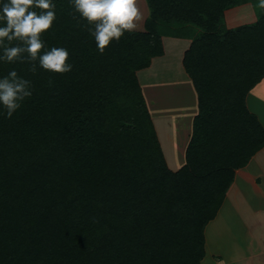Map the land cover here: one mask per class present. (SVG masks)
Returning <instances> with one entry per match:
<instances>
[{
	"label": "trees",
	"instance_id": "trees-1",
	"mask_svg": "<svg viewBox=\"0 0 264 264\" xmlns=\"http://www.w3.org/2000/svg\"><path fill=\"white\" fill-rule=\"evenodd\" d=\"M247 2L256 19L227 27L225 10ZM52 3L42 51L67 49L72 70L37 62L33 74L0 60V77L15 70L32 92L10 119L0 106V264H201L204 228L235 169L264 146L245 100L264 77V9L258 0H146L142 28L100 54L71 0ZM163 36L190 39L182 65L197 95L176 170L137 76L164 53Z\"/></svg>",
	"mask_w": 264,
	"mask_h": 264
},
{
	"label": "crops",
	"instance_id": "crops-1",
	"mask_svg": "<svg viewBox=\"0 0 264 264\" xmlns=\"http://www.w3.org/2000/svg\"><path fill=\"white\" fill-rule=\"evenodd\" d=\"M235 19L226 15L227 27L241 24L235 23L233 21ZM255 19L256 15H253L250 22ZM162 42L164 53L153 57L148 67L137 71V76L166 163L170 169L176 170L185 160V149L192 131V119L197 112V95L182 65V56L190 44V39L163 36ZM170 48L174 51L170 53L171 56L167 51ZM175 53L177 58L172 56ZM174 60H176L177 74L171 73L168 78L165 77L162 80L167 81L170 86L177 81H183L184 84L182 83L181 86L182 88L184 86L183 90L189 89L193 93L191 98L194 104L193 112L188 120L185 117L182 122L177 117V113L160 110L156 98L151 97L152 100L148 102L146 95L153 93L149 92V88L152 90L150 87L152 83L148 84L140 79L142 72L155 70V63L158 62L169 69ZM245 100L248 109L264 126V77L247 92ZM179 152H182L184 159L179 158ZM262 202L264 204V146L257 150L244 166L235 169L234 178L216 216L204 228L205 254L201 264H264V207H262L264 205Z\"/></svg>",
	"mask_w": 264,
	"mask_h": 264
},
{
	"label": "clouds",
	"instance_id": "clouds-1",
	"mask_svg": "<svg viewBox=\"0 0 264 264\" xmlns=\"http://www.w3.org/2000/svg\"><path fill=\"white\" fill-rule=\"evenodd\" d=\"M140 3L141 0H71L75 11L91 25L88 31L100 54L113 40L119 41L125 32L142 27L145 17ZM256 7L264 9V0H258ZM55 19L52 0H2L0 21L4 26H0V49L3 50L0 60L28 63L33 74L37 72V62L45 71L59 74L71 71L67 49L52 47L42 51L45 45L41 36ZM13 41L18 43L10 46ZM31 95V82L15 70L0 77V106L5 109L6 118L10 119Z\"/></svg>",
	"mask_w": 264,
	"mask_h": 264
},
{
	"label": "rangeland",
	"instance_id": "rangeland-1",
	"mask_svg": "<svg viewBox=\"0 0 264 264\" xmlns=\"http://www.w3.org/2000/svg\"><path fill=\"white\" fill-rule=\"evenodd\" d=\"M140 8L144 14V17L147 16L148 13L146 12L148 8H147L146 0H141ZM226 15L227 17L230 16L234 19L236 18L235 20H233L235 21V23L239 22L243 24L250 22L252 16L256 14L253 5L250 2H247L240 6L236 5L231 8H228L226 10V13L224 14V17ZM225 23H227V20L225 21ZM167 51L169 56H171L170 54L171 52H174L171 48ZM172 56H175V58H177L176 57L177 53H175ZM162 66L163 65L158 64L157 62L154 64L155 70L152 69V71L150 72H142L140 74L141 80H144L148 84L152 83L150 86L152 87V90L151 88H149V92L151 93L153 92V93L151 95H146V98L148 102H150V99L152 100L153 97L156 98V102L160 110L162 111L169 110L170 113L171 112L177 113V117L181 119V122L184 120L185 117H187L188 120V118H190L189 116L191 112H193V107H194V104H192L193 101L191 99L193 97V93L189 89L183 90L184 86L183 88L181 87L184 84L183 81L182 82L177 81L174 84L172 83L171 84L172 86H170V84L167 81L164 82V80H162L165 77L168 78V76H170L171 73L177 74L176 60L173 61L169 69H167L165 66L163 67ZM182 157H183L182 152H179V158L182 159ZM262 205H264L263 202Z\"/></svg>",
	"mask_w": 264,
	"mask_h": 264
}]
</instances>
